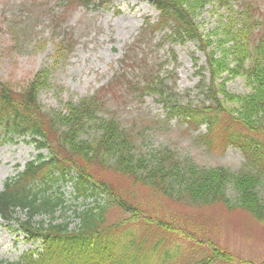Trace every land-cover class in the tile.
I'll use <instances>...</instances> for the list:
<instances>
[{"label": "rangeland", "instance_id": "1", "mask_svg": "<svg viewBox=\"0 0 264 264\" xmlns=\"http://www.w3.org/2000/svg\"><path fill=\"white\" fill-rule=\"evenodd\" d=\"M242 1L258 6L264 14V0ZM232 6L238 9L236 4ZM196 11L194 17L200 31L213 40L215 34L224 31L221 23H225L231 12L234 13L230 7L215 2ZM157 18L158 12L145 0H117L109 7L89 8L82 0H0V81L3 83L0 84L10 91L22 93L32 81L41 80L38 99L40 112L45 114L48 111L67 114L68 107L77 106L82 100L93 102L91 98H102L115 107L114 100L105 99L103 95L108 91L102 88L121 70L122 59H131L125 57L127 53L140 56L138 53L144 48L141 44H134L142 23ZM59 23L60 30L55 28ZM216 27L219 29L215 30ZM63 28L74 38L68 51L66 40L69 37L63 38ZM165 31H156L154 39L149 40L151 45L145 48L144 53L155 72L142 90L144 96L139 99L128 97L124 102H118V107H125L119 113L121 125L130 126L132 138L137 139L135 146L140 147L146 160L169 151L180 162L191 154V159L201 165L222 164L232 171L244 169L242 165L248 161L239 150L230 149L225 154L205 152L202 142L196 138L200 134H190L175 120L166 121L160 96L202 106L205 98L200 85L202 82L207 84L209 74L205 55L197 42L187 39H174L173 42L161 37ZM137 73L134 72L138 76ZM222 75L229 76L226 72ZM244 79L231 77L226 84L227 90L235 94L249 92ZM221 81L217 80L216 84ZM116 87L117 84H113L110 89ZM100 90L101 95H98ZM120 96L124 94L121 92ZM223 100L225 106L237 104ZM103 114L96 113L87 132L82 134L84 138L95 136L99 125L97 119ZM138 114L140 118L136 117ZM142 118L148 121L142 122ZM142 129L143 134L135 136L139 134L136 130ZM33 153V146L24 142L0 147V189L7 176L15 174L16 165L24 164ZM113 162L110 160L107 164L94 160L89 169L124 202L166 226L161 229L159 223H155L147 228L144 222L135 220L131 212L117 204L106 213L108 225L123 223L116 230L117 235L122 231L130 233L136 242L143 235L147 239L144 243L146 251L159 237L165 240L162 247L178 245L180 249L170 264H264V218L241 206L239 192L230 184L224 199L193 205L183 202L189 198L187 192H183L182 199H176L178 184L175 181L170 190L145 186L122 167H113ZM147 163L153 165L151 161ZM253 192H257L264 204V180L254 187ZM14 236L0 228V256L9 260L17 257L24 247L31 246L23 241L15 242ZM213 244L226 257L216 254L212 262L202 263L210 256L208 245ZM157 258L160 255L153 256V259Z\"/></svg>", "mask_w": 264, "mask_h": 264}, {"label": "trees", "instance_id": "2", "mask_svg": "<svg viewBox=\"0 0 264 264\" xmlns=\"http://www.w3.org/2000/svg\"><path fill=\"white\" fill-rule=\"evenodd\" d=\"M212 2L230 7L234 12L227 16L225 23H221L224 31L215 34L214 40L211 36H202L203 33L194 20V11L199 12ZM154 3L160 9L159 23L172 24L175 27L174 34L179 38L188 37L203 43L212 70V81L222 79L224 72L229 75L225 79L223 77L218 87L214 83L209 86V97L213 106L207 108H212L216 113L194 110L175 103L167 106L168 114L179 116L189 122L194 121L197 126L207 122L209 130L213 131L220 123L219 112L226 111L220 98V95H223L230 102L237 103L235 106L227 107L231 119L239 121L255 136L258 132L264 136V17L257 19L261 13L258 6L254 7L252 3L242 0L238 1L237 10L233 9L235 7L232 6L233 0H154ZM255 20H258V23ZM256 24L261 30L254 34ZM217 29L219 27L215 28ZM235 76L245 77L244 85L250 89L249 92L233 94L227 90L226 83ZM37 80L38 82L32 81L28 89L22 93L15 94L12 90L0 93V144L30 135L32 142L38 147L46 146L50 150L49 160L30 164V172L34 175L39 171L45 172L43 166L48 165L47 171L50 175L53 174V181H65L66 174L69 173L66 172L68 168L63 167L57 160L61 154L75 165L78 162V170L80 169L82 173L76 182L80 195H99L97 192L101 191L102 194L108 191V186L92 181L87 162L90 160L94 163V160H99L108 164L112 160L113 167H122L132 174L136 181H141L142 185L170 190L175 181L178 184L176 199H182L183 192H187L189 198H185L183 202L193 205L206 204L217 198L224 199L230 184L231 188L239 192L240 205L252 214L264 218V204L257 192H253L254 187L261 181V172L264 169V163H261L264 161L263 136H256L255 139L249 134L243 141L229 137V141L241 148L242 153L249 158V169H257L256 172L231 174L224 167H199L196 164L185 163L186 161L180 162V159L169 151L146 160L141 154L140 147L135 146L137 139L132 138V133L116 119L111 118L110 122L99 119V128L93 139L88 140L82 136L87 132L88 122L96 117L94 103L82 100L77 106L68 107L67 114L40 112L38 87H41L39 84L41 80ZM96 105H99L95 107L100 109L104 105L103 99L98 100ZM206 141L209 144L213 143L211 139ZM225 141L228 144V139ZM259 150L260 158L256 154ZM147 161L153 162V165H149ZM54 167L59 170L57 174L55 169L53 170ZM98 185L100 188H97ZM103 196L108 198L106 193ZM125 204L121 206H125L126 209L132 208ZM105 207L107 206H100L98 214L94 212V208L80 212L81 221L72 229L70 223L65 220L55 221L53 212L50 213L49 220L45 218L38 220L40 227H47L45 229L47 232L32 228L33 224L36 225L34 218L32 220L28 218L24 224L21 223V227L27 230L31 237L33 235L40 239L45 245V251L41 253L39 260H32V264H152V256L156 255L155 250L160 247L162 241L152 245L148 254L136 250L129 256L128 244L120 245L115 241V237H109V231L113 230L114 226H102ZM35 210L30 211L31 217L35 215ZM163 227L166 228L165 225ZM118 248L122 253L115 251ZM220 251L221 249L216 248L213 253L219 254V257H226ZM162 255L164 261L173 257L174 253L167 249ZM24 257L29 264V256Z\"/></svg>", "mask_w": 264, "mask_h": 264}]
</instances>
